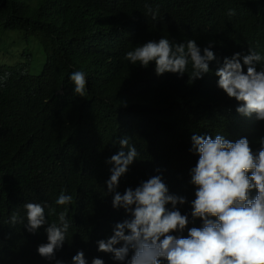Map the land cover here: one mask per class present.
Instances as JSON below:
<instances>
[{
  "label": "trees",
  "instance_id": "16d2710c",
  "mask_svg": "<svg viewBox=\"0 0 264 264\" xmlns=\"http://www.w3.org/2000/svg\"><path fill=\"white\" fill-rule=\"evenodd\" d=\"M3 33L18 46L14 37L21 41L13 50L16 63L0 65V264H73L79 251L87 264L94 258L127 264L132 250L118 261L97 244L131 219L123 208H113L114 193L106 185L114 167L107 161L122 150L118 141L125 136L140 156L117 191L123 195L161 176L169 194L187 199L176 206L190 221L183 233H172L177 237L202 226L191 216V169L198 161L192 135L217 115V130L247 138L254 152L247 136L251 119H237L238 101L227 104L210 74L189 85L187 74L157 76L155 62L144 68L124 57L161 37L174 43L193 39L202 50L211 42L214 62L221 64L235 53L250 54V48L264 56V0H0ZM38 55L44 57L42 69ZM255 66L264 69V61ZM78 70L86 75V97L73 92L70 76ZM254 125L264 131V120ZM61 191L73 196L67 206L71 226L63 247L47 259L38 253L48 242L47 225L28 232L24 204L47 202L62 211L55 205ZM166 208L173 210L171 204ZM17 211L24 223H6Z\"/></svg>",
  "mask_w": 264,
  "mask_h": 264
},
{
  "label": "clouds",
  "instance_id": "9594fccd",
  "mask_svg": "<svg viewBox=\"0 0 264 264\" xmlns=\"http://www.w3.org/2000/svg\"><path fill=\"white\" fill-rule=\"evenodd\" d=\"M228 15H235V10L229 9ZM152 16L156 19V13ZM210 47L211 42L202 50L193 39L174 43L161 37L127 51L124 58L144 68L155 62L157 76L173 73L182 78L187 74L189 85L210 74L217 89L226 96L227 104L238 101L237 119L243 121L245 116L251 119L254 128L249 129L247 136L254 152L247 138L236 140L233 134L218 131L217 115L205 123L203 130L192 135L191 151L198 161L191 169L190 182L196 186L191 216L193 223L197 218L202 220V226L188 229L187 237H177L172 233H183L190 221L176 206L187 203V199L169 194L161 176L151 177L135 190L128 188L123 195L117 191L120 178L140 156L130 144V137L119 139L122 150L107 161L114 167L106 185L108 192L114 193L113 208H123L131 219L117 223L108 239L97 241L98 251L112 253L115 260L125 261L132 250L127 264H163L164 261L167 264H264V131L254 125L256 120H264V69L257 71L255 66L264 61V56L250 48V54L241 57L235 53L221 64L214 62L216 55ZM70 80L74 94L86 97L85 73L74 71ZM124 148L128 149L127 153ZM65 191L55 200V205L63 207L59 212L47 202L24 204L28 232L35 234L47 225L48 242L38 246L39 255L47 259L55 258L71 226L67 206L73 203V196ZM167 204L173 210L167 209ZM50 216L57 219L49 223ZM6 223L23 224L24 217L17 211ZM121 242L123 246L116 247ZM72 259L73 264H87L83 251ZM92 264H104V261L94 258Z\"/></svg>",
  "mask_w": 264,
  "mask_h": 264
},
{
  "label": "rangeland",
  "instance_id": "374dc122",
  "mask_svg": "<svg viewBox=\"0 0 264 264\" xmlns=\"http://www.w3.org/2000/svg\"><path fill=\"white\" fill-rule=\"evenodd\" d=\"M11 34H17V32H11ZM15 40H18L19 41V46H20V41L18 37H14ZM2 40L4 41V47H2ZM26 41L27 40H24L23 42V45L26 46ZM35 40L33 39V42ZM8 44V45H7ZM16 46H18L16 43H14V39L12 37H9L8 34L6 33H3L2 35H0V65H3V64H6V65H9V64H14L16 63V61L18 60V57L16 56L15 52L13 51ZM18 46V47H19ZM12 49V51L14 52H8L7 53V49ZM18 49H21V48H18ZM41 55H38L37 57H39L40 59V66H41V69L43 67V63H44V57L41 56Z\"/></svg>",
  "mask_w": 264,
  "mask_h": 264
}]
</instances>
